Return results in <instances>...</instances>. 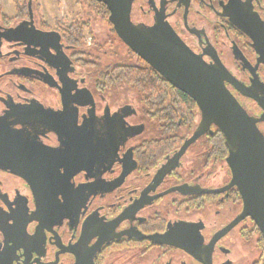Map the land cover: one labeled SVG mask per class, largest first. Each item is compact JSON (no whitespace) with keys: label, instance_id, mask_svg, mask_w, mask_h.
<instances>
[{"label":"flooded vegetation","instance_id":"1","mask_svg":"<svg viewBox=\"0 0 264 264\" xmlns=\"http://www.w3.org/2000/svg\"><path fill=\"white\" fill-rule=\"evenodd\" d=\"M23 3L0 4V264H262L217 127L163 168L198 108L166 130L140 91L111 78L135 56L103 66L70 40V22ZM160 9L264 136V0H133L130 17L152 29ZM172 87L163 92L178 99Z\"/></svg>","mask_w":264,"mask_h":264},{"label":"water","instance_id":"2","mask_svg":"<svg viewBox=\"0 0 264 264\" xmlns=\"http://www.w3.org/2000/svg\"><path fill=\"white\" fill-rule=\"evenodd\" d=\"M96 1L106 5L107 19L117 37L198 108V127L173 156V162L162 167L173 166L183 148L210 125L217 127L228 146V186L236 185L243 200L239 218L250 215L264 238V136L224 85L225 73L192 51L163 19L161 9L151 29L131 20L133 0Z\"/></svg>","mask_w":264,"mask_h":264},{"label":"trees","instance_id":"3","mask_svg":"<svg viewBox=\"0 0 264 264\" xmlns=\"http://www.w3.org/2000/svg\"><path fill=\"white\" fill-rule=\"evenodd\" d=\"M96 8V11L104 17L108 15V9L104 3L96 0H89ZM15 10L23 12L25 5L23 0H13ZM89 27V22L84 20L72 21L68 25V35L72 42L83 41V31ZM127 53L135 56L136 63L123 64L113 69L112 79L124 81L136 88L145 97L146 102L152 105L156 110L155 114L159 121H167L165 128L168 130L172 125L176 126L177 122L187 123L195 118L197 107L195 102L184 92H179L178 99L170 100L169 95L163 92L165 86L172 87L154 68L149 66L143 59L133 53L129 48ZM166 83V85L164 84ZM173 88V87H172ZM176 95V94H175ZM222 133H218L221 137ZM222 139L214 140L215 144L222 145Z\"/></svg>","mask_w":264,"mask_h":264},{"label":"rangeland","instance_id":"4","mask_svg":"<svg viewBox=\"0 0 264 264\" xmlns=\"http://www.w3.org/2000/svg\"><path fill=\"white\" fill-rule=\"evenodd\" d=\"M0 4L4 12H13V0H0ZM32 5L38 16L44 17L50 24L56 19L64 23L88 21L89 27L83 31L82 42L91 51L90 55L97 56L103 66L114 59L129 60L128 47L117 37L107 17L99 14L89 0H32ZM95 45H98L97 51ZM224 167L223 160L217 162L216 168L220 173H223ZM217 177L220 180L221 176Z\"/></svg>","mask_w":264,"mask_h":264}]
</instances>
